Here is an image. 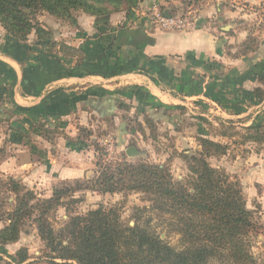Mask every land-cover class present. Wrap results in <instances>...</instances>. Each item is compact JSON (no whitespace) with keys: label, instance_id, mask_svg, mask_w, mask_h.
Returning a JSON list of instances; mask_svg holds the SVG:
<instances>
[{"label":"crops","instance_id":"1","mask_svg":"<svg viewBox=\"0 0 264 264\" xmlns=\"http://www.w3.org/2000/svg\"><path fill=\"white\" fill-rule=\"evenodd\" d=\"M122 1L123 10L102 21L77 15L78 27L75 34L70 33L74 37H69L67 45L82 52L79 64L69 63L72 58L64 63L60 54V60L53 58L47 48L35 47V40L34 46L21 51L14 43L1 40L0 102L8 107L11 133L19 141L11 142L7 137L9 147L6 142L0 145L4 155L10 150L8 162L0 160V177L5 174L28 185L39 182L49 186L89 178L87 168L93 167L89 157H95V153L90 155L89 148L75 150L74 143L68 149L55 143L57 155H53L52 142L36 129L31 133L42 142V153L37 152L43 160L39 157L33 162L34 144L26 142L23 135H29L30 126L41 120L50 129L71 130V118L83 125L84 119L143 116L137 112L140 103H152L178 116L185 109L201 108L205 112L200 115L202 120L211 125L219 122L224 126L234 120L246 128H264V97L255 99L251 94L256 88L264 91L257 80L264 70V39L257 37L256 52L249 55H239L233 49L242 41L240 36L246 34L238 27L254 16L253 11L264 9V0ZM154 3L170 8L174 17H187L190 27L171 32L149 27L142 14ZM121 104L131 107L124 112L119 108ZM144 111L151 117L150 110ZM66 134V138H74ZM219 137L221 143L227 141L224 134ZM240 145L250 148L239 180L246 186L247 205L251 204L258 220L264 223V143ZM6 163L11 168L8 172L4 169Z\"/></svg>","mask_w":264,"mask_h":264},{"label":"trees","instance_id":"2","mask_svg":"<svg viewBox=\"0 0 264 264\" xmlns=\"http://www.w3.org/2000/svg\"><path fill=\"white\" fill-rule=\"evenodd\" d=\"M124 6L122 0H0V25L8 42L18 49L34 33L35 47H45L52 54L57 43L54 35L36 21L37 14L44 12L55 20L76 26L79 13L103 20L122 11ZM162 11L174 17L168 7H162ZM59 49H63L64 58H77V64L80 63L79 48L62 43ZM257 80L264 84V70ZM251 94L255 99L264 97L260 88ZM148 106L140 103L137 112L147 115L149 124L156 123L154 120L170 122L165 113L167 107ZM119 108L128 109L124 104ZM144 110H150L152 118ZM245 130L250 133L245 142L264 143L262 126ZM198 147L194 153H183L188 171L185 186L174 181L168 166L128 160L125 154L114 161L98 158L93 177L60 181L49 198L38 197L20 180L1 177L0 243H17L24 226L31 222L47 251L48 264H255L248 242L256 224L243 192L229 181L226 173L208 161L226 155L229 146L199 137ZM3 150L0 148V160ZM81 190L123 196L140 194L144 202L151 204L147 208L151 215L143 217L147 209L137 208L134 223L129 226L123 224L117 209L99 206L83 215L68 216L61 227L54 229L51 218L62 201ZM153 219L180 237L179 250L160 238L152 226ZM26 253V250L18 251L16 258L13 257L14 264H24L28 259Z\"/></svg>","mask_w":264,"mask_h":264},{"label":"rangeland","instance_id":"3","mask_svg":"<svg viewBox=\"0 0 264 264\" xmlns=\"http://www.w3.org/2000/svg\"><path fill=\"white\" fill-rule=\"evenodd\" d=\"M253 14L254 16L252 15L251 19L247 22H241L242 24L238 27L239 29L244 30L246 34H243L244 36H240V40L242 41L233 48L234 50L236 49L237 54H239V52L241 53V51H245L246 55L255 53L259 45L257 37H263L262 39H264V9L253 11ZM36 21L41 27L49 30L54 35L57 46L53 48L51 52L52 55H63V49H59L60 44H69V37H74V31H76L78 25L74 26L66 22L55 20L44 12L36 15ZM118 29H120L119 26ZM73 32L74 34L71 35L70 33ZM95 34V32L92 33L91 37ZM2 39L6 42L8 41L5 31L0 25V42ZM34 40L35 34L32 33L28 37L27 42L20 43L19 51L24 49L26 50L27 48L34 46ZM68 55L73 56L71 54ZM65 59L66 58H62L64 63ZM68 59L71 58H67V60ZM72 59V62L69 61V63L73 65L77 62V58ZM101 61L102 60L98 62ZM67 62L68 61H66V63ZM116 74H118V70ZM260 85L264 87V84L261 83ZM124 105L128 107V109L124 108L125 110H122L127 112L131 106L127 104ZM151 105L153 104H149V106ZM179 110H182L183 112V109ZM165 113L168 117H170L169 123L154 120L156 123L149 124L147 122V115H144L145 117L137 116L131 118L127 116L126 118L123 116H117V118L109 120L92 119L91 121L87 119V125L86 119L83 121L84 124L80 125L76 118H71L69 123L73 124V129L69 130L68 127H65L61 131L50 129L44 123V120H41L37 124L30 126L29 135H23L24 137L21 136L20 138L23 137L26 142L29 143L33 142V148L35 151L33 152L35 155V157H33V162L39 157L42 158V154H38L37 151L42 153L41 149H43L42 142L36 139L31 133L35 129L38 130V133L42 136V138L48 140V142H52L51 147L55 148L52 153L53 155H57V148L54 146L55 143L60 144L61 148L64 144L66 149L71 148L70 145L72 143L75 144V150H87V148H89L90 155L95 153V157H89L93 164V167L91 165L90 168H87L89 169V178L93 177L91 176V172L94 171V164L97 162L98 158L105 161L118 160L122 158L123 154L126 155V150L128 148L133 147L138 152V155L133 157H128L126 155L128 160H141L154 165H166L169 167L174 181L180 182L185 186L188 171L183 161V153H194L196 150L198 151L200 148L198 147L199 137H205L208 139L212 138L216 140L217 143H221L220 141L222 140L219 137L220 133H225V139L229 141L228 143L227 141L222 143H227L226 145L229 146L226 157L223 158L225 156L224 155L220 157L222 159L210 158L208 161L212 167L220 169L226 173L230 177L229 181L234 186L241 188L246 201V207L252 212V220L256 224L255 230L249 234L248 243L250 254L253 257L255 264H264V223H261L258 220L256 212L253 210L251 204L247 205L248 201L246 200L247 196L245 195L246 186H244V184H242L239 180V173L246 165V152L250 148V146H243L240 144L246 141V136H249L250 133L245 130L246 127L237 125V122H234V120H230L231 122L224 126L219 122L211 125L207 122V120L203 121V117L200 115L205 114V112H203L201 108H194L191 111L185 109L184 113H180L179 116L173 114L171 110H167ZM172 115H174V118H172ZM182 115H184V117ZM9 118H11V114L8 112V107L5 103L1 104L0 102V145H2L3 142H6L4 144L7 148L9 145L6 144L10 138L13 140L11 142L19 141L18 136L12 135L11 133L12 128L10 126ZM66 132L73 134L74 138L71 140L66 138V135L69 136ZM7 137L9 139H7ZM196 145L197 147H195ZM4 151L5 150H3L1 160L8 162V159L10 158V150L9 152H6L5 155ZM58 155H61V153L58 152ZM23 158L27 160L26 157ZM67 158L68 157L65 159ZM29 160L32 161L31 156L29 157ZM42 160L43 158L41 161ZM4 169L7 172L10 171V164H4ZM1 177H5V174ZM42 177L44 176L42 175ZM22 183L28 189H31L34 193H36L38 197L49 198L51 196L52 189L61 182L59 181L50 186L49 184L43 185V183L39 182H36L33 185H28L24 182ZM150 205V203L142 200V196L140 194L136 193H129L123 196L121 194H99L88 190H81L73 193L71 197L62 201V206L58 208L56 215L52 216L51 223L54 229H58L64 222L67 221L68 216L83 215L88 211L98 209L99 206H104L106 208L117 209L123 224L132 226L134 223L133 215L135 213V209H147ZM146 211L147 212L142 213L143 217H149L151 215V213H148V209ZM151 223L156 233L160 235L162 240L166 241L168 245L176 250L181 248L180 237L177 234L170 232L169 229L165 228L157 219H153ZM2 227L3 224L0 223V229ZM0 246V264H14L16 260H13V257L16 258V253L21 250H26V254L28 255V259L24 264H48L47 259L45 258L47 251L37 234L35 225L33 223L31 224V222H28L24 226V232L20 235V239L17 243L14 245L0 243Z\"/></svg>","mask_w":264,"mask_h":264},{"label":"built area","instance_id":"4","mask_svg":"<svg viewBox=\"0 0 264 264\" xmlns=\"http://www.w3.org/2000/svg\"><path fill=\"white\" fill-rule=\"evenodd\" d=\"M149 27L164 32L180 31L190 27L189 19L185 16L169 17L166 16L160 5L151 4L142 14Z\"/></svg>","mask_w":264,"mask_h":264},{"label":"water","instance_id":"5","mask_svg":"<svg viewBox=\"0 0 264 264\" xmlns=\"http://www.w3.org/2000/svg\"><path fill=\"white\" fill-rule=\"evenodd\" d=\"M126 155H127L128 157H133V156L138 155V152L136 151L135 148L130 147V148H128V149L126 150Z\"/></svg>","mask_w":264,"mask_h":264}]
</instances>
